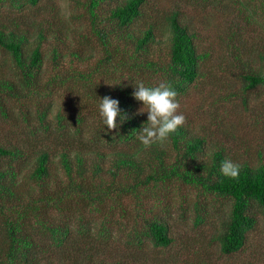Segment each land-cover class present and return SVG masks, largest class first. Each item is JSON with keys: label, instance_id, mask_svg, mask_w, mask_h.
<instances>
[{"label": "trees", "instance_id": "1", "mask_svg": "<svg viewBox=\"0 0 264 264\" xmlns=\"http://www.w3.org/2000/svg\"><path fill=\"white\" fill-rule=\"evenodd\" d=\"M102 6L108 7L106 17L101 16ZM147 7V0H90L91 35L100 46L102 57L91 71L77 68L68 77L52 74L48 82L51 88H46L43 93L39 86L47 65L42 52L47 35L51 34L54 41L64 43L60 31L54 28L59 20L55 0H0V49L11 56L20 72L17 86L0 79V94L4 89L17 96L20 86L34 88L33 94L40 96L37 99L38 120L35 126L30 121L27 125L33 139L36 137L43 144L29 171L26 160L22 167L18 165L26 157L23 149L0 145V207L7 215L5 225L9 237L7 249L2 250L1 262L4 264H41L35 255L36 241L23 231V219L32 212L44 241L46 238L52 247L63 253L77 250L84 252L82 254L91 253L94 246L86 249L77 243L78 237L83 238L89 232L85 224L75 234L76 231L68 226L48 227L40 220L49 204L56 205L60 196L67 193L84 194L85 198L88 195L92 200H98L100 195L139 200V216L144 222L141 237L138 235L140 245H143L142 237L156 247H168L174 242L170 236L171 225L163 216L174 208L175 203L167 194L175 182L202 188L201 196L206 203L196 202L193 209L198 223L205 221L210 208L216 210L215 203L223 204L222 207L229 205L227 221L218 239L224 255L240 252L246 246L249 233L257 228L259 217L264 220L263 154H259L257 163L249 160L240 163L232 160L225 148L219 146L204 162L202 155H206L208 143L205 135L194 133L185 125L163 145L153 144L145 148L137 139L148 115L137 114L143 104L134 99V86L143 82L146 86L156 87L163 82L172 86L177 97L184 95L203 76V64L210 57L209 52H200L197 36L180 22L179 13L166 17L170 32L168 54H158L156 44L160 42V28L151 15V22L145 29L132 28L143 18ZM27 14L37 21H27ZM33 38H36L34 44L31 43ZM229 38L240 39L235 30L230 31ZM82 54L80 50L72 52L77 59H81ZM61 56L59 47L54 48L53 71L62 63ZM98 74H104L102 83L95 81ZM246 81L251 89H264V73H253L246 77ZM55 88L71 89L85 97L89 116L85 115L83 108L75 113L60 109L55 118L49 120L52 105L42 108L40 101L51 98ZM104 97L118 100L121 115H127L115 131L107 129L100 116V99ZM117 123H121L119 117ZM226 159L239 164L238 179L221 173V164ZM55 162L62 177L52 175ZM104 172L110 180L97 184ZM90 188L95 189L92 195L85 191ZM151 195L155 205L145 208V201ZM157 208L162 211L158 212Z\"/></svg>", "mask_w": 264, "mask_h": 264}, {"label": "rangeland", "instance_id": "2", "mask_svg": "<svg viewBox=\"0 0 264 264\" xmlns=\"http://www.w3.org/2000/svg\"><path fill=\"white\" fill-rule=\"evenodd\" d=\"M147 1L148 7L143 18L132 28L145 29L151 22V15L160 28V42L156 44L158 54H168L170 32L166 17L174 13H179L180 22L197 36L196 44L200 52L210 53L202 67L203 76L184 95L177 97L179 112L186 118L184 125L194 133L205 135L208 142L202 160H209L216 147L222 146L234 161L259 162V154L264 156V89L249 88L246 77L253 73H264V0ZM89 2L55 0L59 20L54 28L60 31L64 43L54 41L51 34L47 35L48 40L42 48L47 65L39 86L43 88V93L46 88H51L48 82L52 74L68 77L77 68L91 71L102 57L100 46L91 35ZM107 9V6L101 7L102 17L107 16ZM26 17L27 21H37L34 17L30 18V14ZM231 30L237 31L240 37L238 41L229 38ZM35 42L36 38H33L31 43ZM57 47L62 55V63L53 71L51 58ZM79 50L83 52L81 59L72 55V52ZM19 75L14 60L0 49V79L17 86ZM98 75H95V81L102 83L104 74ZM18 90L17 96L4 89L0 94V145L23 149L26 157L18 165L22 167L26 160L29 171L35 162L36 153L43 146L29 134L31 128L27 125L30 121L35 126L38 120L37 99L40 96L33 94L32 87L20 86ZM72 91L60 88L51 98L41 99L42 108L52 105L49 120H53L60 109L75 113L77 109L83 108L85 115L89 116L87 99ZM5 109L6 114L3 115ZM52 175L62 177L56 162ZM109 180L110 177L104 172L97 184H105ZM87 181L91 183L90 179ZM52 188L55 189V186ZM85 191L92 195L95 189ZM202 191L200 187L182 182H175L171 186L167 195L175 205L170 214L163 216L170 223V236L174 238L168 247H156L144 237L143 245L139 244L138 235L141 237L144 229L137 205L139 200L123 196L119 200L100 195L98 200H92L88 195L85 198L84 194L76 196L67 193L60 196L61 200L56 205L51 202L47 211L44 210L45 216L40 220L48 227L68 226L78 234L82 224L88 226L89 232L83 238L78 237L77 243L86 249L94 246L90 254H82L84 252L81 250L63 253L52 247L46 238L44 241L34 212L23 219V231L36 241L38 247L35 248V255L41 264H264L263 218L259 217L257 228L249 233L246 246L240 252L224 255L218 239L227 221L229 205L222 207L223 204L215 203L213 206L216 210L210 208L205 221L198 223L193 209L196 202L206 203L201 196ZM153 205L155 202L151 195L144 207L153 208ZM157 210L162 211L160 208ZM6 217L0 207V264H4L1 262L2 250H6L9 243Z\"/></svg>", "mask_w": 264, "mask_h": 264}, {"label": "clouds", "instance_id": "3", "mask_svg": "<svg viewBox=\"0 0 264 264\" xmlns=\"http://www.w3.org/2000/svg\"><path fill=\"white\" fill-rule=\"evenodd\" d=\"M134 87V99L143 104L137 114L147 113L148 115V121L137 134V139L145 148L153 144L163 145L169 142L171 136L186 122L185 116L179 112L180 104L176 91L170 84L163 82L156 87H149L143 82H138ZM100 101L99 111L105 126L110 131L117 130L127 119L126 114L121 115L119 101L111 97H104ZM118 117L120 124L117 123ZM239 172V164L228 159L222 162L221 173L224 176L238 179Z\"/></svg>", "mask_w": 264, "mask_h": 264}]
</instances>
